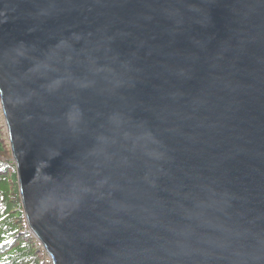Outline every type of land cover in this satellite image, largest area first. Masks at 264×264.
Returning <instances> with one entry per match:
<instances>
[{
  "label": "water",
  "instance_id": "1",
  "mask_svg": "<svg viewBox=\"0 0 264 264\" xmlns=\"http://www.w3.org/2000/svg\"><path fill=\"white\" fill-rule=\"evenodd\" d=\"M0 108L51 264H264V0H0Z\"/></svg>",
  "mask_w": 264,
  "mask_h": 264
},
{
  "label": "trees",
  "instance_id": "2",
  "mask_svg": "<svg viewBox=\"0 0 264 264\" xmlns=\"http://www.w3.org/2000/svg\"><path fill=\"white\" fill-rule=\"evenodd\" d=\"M0 264H51L43 245L26 224L1 108Z\"/></svg>",
  "mask_w": 264,
  "mask_h": 264
},
{
  "label": "rangeland",
  "instance_id": "3",
  "mask_svg": "<svg viewBox=\"0 0 264 264\" xmlns=\"http://www.w3.org/2000/svg\"><path fill=\"white\" fill-rule=\"evenodd\" d=\"M17 179V178H16ZM17 185H18V183H17Z\"/></svg>",
  "mask_w": 264,
  "mask_h": 264
}]
</instances>
